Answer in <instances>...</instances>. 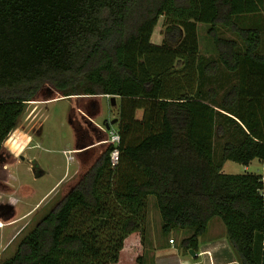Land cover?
Segmentation results:
<instances>
[{"label": "trees", "instance_id": "1", "mask_svg": "<svg viewBox=\"0 0 264 264\" xmlns=\"http://www.w3.org/2000/svg\"><path fill=\"white\" fill-rule=\"evenodd\" d=\"M263 22L264 0H0V153L27 103L56 93L91 116L118 97L121 137L112 165L107 131L72 121L80 173L0 264H117L130 237L146 241L149 196L165 234L193 230L185 249L220 216L240 264H264V170H224L264 165ZM199 23L216 54L196 62ZM221 67L238 81L218 101L205 84Z\"/></svg>", "mask_w": 264, "mask_h": 264}, {"label": "rangeland", "instance_id": "2", "mask_svg": "<svg viewBox=\"0 0 264 264\" xmlns=\"http://www.w3.org/2000/svg\"><path fill=\"white\" fill-rule=\"evenodd\" d=\"M163 19V16L160 17L159 24L152 35V40L156 43H160L163 38L161 32ZM198 25L200 51L196 62L201 56L211 57L216 54L213 40L207 33L209 26L205 23ZM221 34L225 37L236 38L235 34L225 28H221ZM195 78L192 85L193 91L198 87V77ZM237 81V76L221 67L213 78V82H207L205 85L206 87L217 86V100L220 101L226 88ZM97 103L100 112L96 116L86 114L77 108L79 100L76 96L68 98L56 93L49 100H33L27 103L25 113L16 129L32 136L31 146L25 147L20 152H15L6 144L9 142L7 138L1 153L2 156L6 157L7 155L8 157L9 154L11 157L3 158L4 161L0 160V179L9 181L12 186L7 190L0 188V201L11 200L17 203V207L14 220L0 219V262L15 253L21 239L33 229L43 214L63 197L80 173L81 164L76 153L72 151L75 149L76 143V132L72 121L88 130L86 132L88 136H94L95 133H106V122L112 123L118 117V97L117 104L112 105L111 96L101 94L97 96ZM111 125H115V123ZM115 127L117 126L115 125ZM227 138L228 136L219 139V144ZM22 156L26 159L21 158ZM2 162H8V167L4 168L5 163ZM33 166L43 169L46 173L37 176L33 172ZM40 166L42 168H38ZM224 170L229 173L254 172L260 174L263 173L264 165L258 158L254 159L249 166L227 160ZM38 202L39 204H37ZM28 209L32 210L29 214L26 213ZM192 233V229H174L165 234L162 231V218L155 197L149 196L146 241L142 242V237L138 233L135 237H130L126 242L120 262L117 264H138L136 258L140 255L148 260L147 264H158V258H153L154 251L164 244L172 251H175L174 247H176L179 253H187L189 256L188 250L182 246V241ZM221 234H226V226L222 218L216 216L209 222L208 229L201 240L204 243L209 242ZM170 239H174V241ZM170 254L159 259V264H181L177 254ZM190 256H193L191 252Z\"/></svg>", "mask_w": 264, "mask_h": 264}, {"label": "crops", "instance_id": "3", "mask_svg": "<svg viewBox=\"0 0 264 264\" xmlns=\"http://www.w3.org/2000/svg\"><path fill=\"white\" fill-rule=\"evenodd\" d=\"M15 131L19 133L17 136V144L20 145V149L18 152L22 151V149H25V147L26 148L30 147L31 142L33 141L32 136L30 134H26L25 132L23 133L19 129H16L13 132H15ZM6 144L8 145L7 142H6ZM12 150H14V149H12ZM14 151L16 152V150H14ZM21 158H24V156H22ZM24 159H26V158H24ZM2 163H5L4 168L8 167V164H9L8 162H2ZM34 168H35V166H33V169ZM38 168H42V167L40 166ZM39 170L43 171V175L46 173V171H44L43 169H37V171H39ZM33 172H34V170H33ZM0 180H2V179H0ZM2 181L5 182L8 186H12L9 184V181H5V180H2ZM7 189L8 188H6V190ZM37 204H39V202ZM11 205L15 206V208L17 207V203H14L13 201H11ZM27 211L28 212H26V213L29 214L32 210L28 209ZM226 234H227V230H226ZM226 234H224V235L221 234L216 239L209 241V242H205V243H204V241L201 240L203 237V235H202V237L200 238V240L202 242L200 244V247H199V250L197 251L196 256H190V252H189L190 249L188 250V253H189V256H188L187 253H183V252L179 253L178 248L174 247L175 251H172V249H169V247L166 246V244H164L161 247H157V249H155V251H154L155 254L153 255V258H158L157 262L159 264V259L165 257L166 255H168L170 253H175L173 255L177 254L179 256V259L181 260V264H240V262L238 261L232 247L230 246V243L228 241ZM170 255H172V254H170ZM147 261L148 260H146V264H147ZM153 264H156V263H153Z\"/></svg>", "mask_w": 264, "mask_h": 264}, {"label": "built area", "instance_id": "4", "mask_svg": "<svg viewBox=\"0 0 264 264\" xmlns=\"http://www.w3.org/2000/svg\"><path fill=\"white\" fill-rule=\"evenodd\" d=\"M108 97H110V94H107ZM105 130L108 132V138L106 140H103L101 142H110V143H114L115 147L112 149L111 153H110V161L112 165H116L118 164L119 160H120V150L118 145L120 144L121 141V137H120V133L117 129V127H115L114 125H111L109 128H105ZM74 153H76L78 151V149H74L72 150ZM73 157V156H72ZM171 241H173L171 239Z\"/></svg>", "mask_w": 264, "mask_h": 264}, {"label": "flooded vegetation", "instance_id": "5", "mask_svg": "<svg viewBox=\"0 0 264 264\" xmlns=\"http://www.w3.org/2000/svg\"><path fill=\"white\" fill-rule=\"evenodd\" d=\"M8 157L10 158L11 156L8 154ZM8 157H7V155H6V157L2 156V154L0 153V160L1 161H4L3 158L6 159ZM0 188L1 189H6V188L9 189L10 186H8L5 182L0 180ZM15 215H16V208H15V206L11 205V200L0 201V219H3V220H7V219L14 220L15 219Z\"/></svg>", "mask_w": 264, "mask_h": 264}, {"label": "water", "instance_id": "6", "mask_svg": "<svg viewBox=\"0 0 264 264\" xmlns=\"http://www.w3.org/2000/svg\"><path fill=\"white\" fill-rule=\"evenodd\" d=\"M111 103H112V105H116L117 104V97L115 95L111 97ZM116 120H117V118H115L112 121V123L106 122L107 127L109 128L111 126V124L115 123ZM33 170L38 176L43 175V171L42 170L37 171L36 167ZM190 252L192 253L193 256H196V254H197V252L194 249H192V248L190 249Z\"/></svg>", "mask_w": 264, "mask_h": 264}, {"label": "bare ground", "instance_id": "7", "mask_svg": "<svg viewBox=\"0 0 264 264\" xmlns=\"http://www.w3.org/2000/svg\"><path fill=\"white\" fill-rule=\"evenodd\" d=\"M112 97V96H111ZM18 132H13V133H11L10 135H9V137H8V139H9V142H8V145L12 148V149H14V150H16V151H19V149H20V145H18L17 144V136H18ZM21 135V134H20Z\"/></svg>", "mask_w": 264, "mask_h": 264}]
</instances>
